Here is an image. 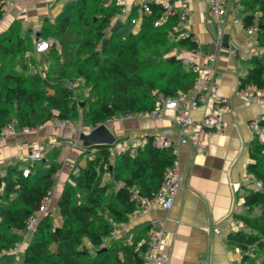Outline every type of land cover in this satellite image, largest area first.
Segmentation results:
<instances>
[{"label":"trees","instance_id":"16d2710c","mask_svg":"<svg viewBox=\"0 0 264 264\" xmlns=\"http://www.w3.org/2000/svg\"><path fill=\"white\" fill-rule=\"evenodd\" d=\"M241 4L243 25L250 27L256 20L257 43L264 49V0H242ZM148 7V13H139L138 6H133L130 17L141 16L138 31H130L125 37L114 31L103 52L101 39L112 19L122 13V5L116 0H74L60 22L45 19L37 40L52 38L47 47L55 53L58 43L75 62L74 66H62L61 74L71 69L89 87V101L82 106L88 126L95 127L117 114L149 112L161 98L193 86L197 72L187 69L181 57L167 53L172 48L197 51L198 41L192 32L179 28L176 8L167 13L168 9L158 2L148 3ZM4 14L5 1L0 0V19ZM162 17L165 19L159 24ZM18 23L15 20L0 33V131L11 120L21 129L37 128L51 119L74 124L80 100L72 88L60 82L53 86L48 78L34 74L26 78L13 70L19 65L13 59L33 49L32 43L21 37ZM9 61L13 62L8 66L5 63ZM153 63H164L170 71L158 68L145 76ZM249 65L240 78V88L264 89V53L253 55ZM21 68L27 69L23 64ZM46 88H53V93H45ZM260 125L264 127V120ZM142 138L132 151L116 154L113 159L110 145L95 146L85 166H77L78 172L71 171L56 203L59 222L51 212L37 222L22 251L23 264H143L141 253L147 247L148 224L138 231H127L98 251L116 226L129 221L141 199L155 196L165 170L177 158L171 146L159 147L153 134ZM250 157L248 172L261 182V188L245 192L246 214H235L243 227L229 233L226 240L239 247L243 261L255 264L257 253L264 250V142L253 143ZM59 168L60 163H53L35 180L30 174L24 176L21 168L0 176V252L12 251L22 240L29 219L49 198ZM120 181L123 185L117 186ZM255 207L258 214H252Z\"/></svg>","mask_w":264,"mask_h":264},{"label":"crops","instance_id":"0c3cea01","mask_svg":"<svg viewBox=\"0 0 264 264\" xmlns=\"http://www.w3.org/2000/svg\"><path fill=\"white\" fill-rule=\"evenodd\" d=\"M116 1L122 5V13L112 19L111 25L120 20L123 22L119 27L121 28L130 20L133 24L132 32L138 31L141 16L135 18L136 22H132L133 18L129 15L131 8L136 5V0ZM166 1L173 2L177 9H185L187 17L183 27L194 34L199 44L197 51L177 50L174 55L205 66L210 62L207 54H217L215 65L219 93L228 98V103L221 113L226 127L221 133L200 135V139L206 144L205 152L197 151L191 136L188 135L187 142L181 144L178 149L179 184L171 207L164 209L155 206L144 214H131L127 223L117 226L118 234L114 236H123L135 227L142 229L144 224L149 225L150 218L156 217L164 224L162 251L169 253L168 264H249L242 260L239 247L228 243L226 236L242 229L243 224L235 218V214H246L243 196L248 189H256L248 178V164L252 162L250 152L253 143L264 142V133H256L249 122L264 114V102L251 94L243 93L240 78L249 69V59L253 55L263 54L264 49L257 43V30L253 26L243 25V7L236 0H231V8L220 22L209 12L206 0ZM68 2H72V5L74 0H5V14L0 19V33L17 20L20 25L22 23L28 34H34V39H37L45 19L57 23ZM238 12L241 13L240 17ZM234 19L238 22H234ZM110 27L106 33L108 37L112 34ZM211 27L215 29L216 38L211 32ZM119 28L116 30L118 34ZM223 34L228 35L227 47L222 44ZM126 35L122 33L120 36ZM185 67L189 69L191 64H185ZM261 91L264 93V89ZM210 109L208 105H201L192 111L195 124L193 133L198 131V123ZM104 123L116 136V141L110 145L112 159L116 154L128 149L132 151L136 136L173 129L175 139L179 128L172 110L164 111V115L159 118L117 114ZM92 128L81 127L75 123L61 125L58 119H51L34 128L30 134L23 133L21 128L15 125L11 133L0 135L2 177L11 170L29 168L31 178L37 179L43 174V169L33 173L32 168L40 160L45 162L41 157L48 151H52L54 156L50 162H45L46 166L60 163L49 198L42 209L29 219L25 233H31L37 222L49 212L54 213L55 222H59L56 203L71 171L78 168L77 166H85L86 160L94 155L95 147L90 149L91 147H85L80 142V134L87 133ZM31 141H36L42 150L41 159L33 162L26 156ZM57 150L60 152L55 154ZM108 178L107 174L105 180ZM258 213L259 209L255 207L252 214ZM113 238L116 237L106 239V244ZM85 243L90 246L88 240Z\"/></svg>","mask_w":264,"mask_h":264},{"label":"built area","instance_id":"2783aa9c","mask_svg":"<svg viewBox=\"0 0 264 264\" xmlns=\"http://www.w3.org/2000/svg\"><path fill=\"white\" fill-rule=\"evenodd\" d=\"M208 4V10L213 14L217 21L220 22L231 8V0H206ZM158 2L165 6L168 10L167 13L174 12L172 11L174 6L173 2L166 0H136V5L138 6L139 13H148L149 7L148 3ZM123 3V1H121ZM179 16L178 26H182L181 30H188L183 27V24L186 21V12L185 9H177ZM166 17V16H164ZM162 17L158 23L164 21ZM132 22H136V19L133 18ZM234 22H238L237 19H234ZM256 30L258 26L256 20L252 25ZM183 35L185 32H182ZM52 41V38H47L44 40H36V50L42 51L47 48V44ZM46 45V48L43 46ZM216 52H210L207 54V58L210 61L205 66H199L195 63H192L187 58L182 57V62L185 64H191V68L197 72L194 84L188 91H181L173 96H168L161 98L159 105L145 113H137L138 115H147L153 118H159L164 115V111L172 110L174 112V119L178 124V136L173 138V129H166L163 132H157L153 134L155 136V143L159 147L171 146L174 149L176 155H178L179 146L183 143H186L188 140V135L191 136L196 150L199 152H205L206 144L200 139L201 134L212 135L214 133H221L225 130L226 123L223 120L221 113L223 107L227 105L228 98L219 93V84L216 78ZM243 93L251 94L253 97H256L259 101L264 102V93L261 90L254 88L253 86H247L242 89ZM208 105L211 107L201 118L198 123V131L194 132L195 124L192 120V111L201 106ZM264 120V114L253 118L249 123L250 126L255 130L256 133L262 135L264 133V127L260 125V121ZM61 125H69L70 122L65 120H59ZM16 125L15 120H11L5 124L1 131L0 135L9 134L14 130ZM34 128L24 127L22 131L25 133H31ZM193 133V134H191ZM143 142L142 136L135 137V144H141ZM42 155L41 148L37 145L36 141H32L28 146L27 159L30 162H33L39 159ZM79 168H75V172H78ZM22 173L24 176L30 174L29 168H23ZM248 178L252 180L256 189L261 188V182L253 178L251 174L248 175ZM179 184V161L178 158L174 161L172 166L167 168L164 173L163 183L159 188L158 192L151 200L141 199L137 209L133 212V215H141L147 212L151 207L160 206L164 209H169L173 203L175 192L177 191ZM123 185V182H118L117 186ZM149 231L147 235V247L141 253L143 259V264H168L169 263V253H164L162 251L163 247V238H164V224L163 222L156 217L149 219ZM118 229L117 226L113 230L111 237H117L116 235ZM131 238V235L129 236ZM20 244L17 243L14 250L18 249ZM253 252V251H251Z\"/></svg>","mask_w":264,"mask_h":264},{"label":"rangeland","instance_id":"374dc122","mask_svg":"<svg viewBox=\"0 0 264 264\" xmlns=\"http://www.w3.org/2000/svg\"><path fill=\"white\" fill-rule=\"evenodd\" d=\"M5 1V0H4ZM237 3H241L242 0H236ZM72 3V2H71ZM70 2L65 4V10L63 14L60 15L58 18V22H60L68 13H69V8L71 5ZM238 16H241V13H237ZM18 29L20 27V35L22 38L26 39L28 44L32 43L33 49L31 51H25L24 53L19 54V56L15 57L13 61H17L19 65H17L13 70L23 74L26 78H29L31 75H38L41 78H48L49 81L51 82V85L53 86H58L57 82L63 83L65 86L72 88L74 90V94L77 100H80V108H79V115L78 117L74 120L75 125L81 126V127H86L88 126L82 116V106L85 102L89 101V87L85 85L84 80L81 77H77L74 72L68 70L64 75L61 74V69L62 66L70 65L74 66L75 62L72 60V57H67L65 55V52L61 48V46L57 43L56 48H57V53L53 52L52 49L47 47L46 49L42 51H37L36 50V40L34 39V34H28L27 30L23 29L22 23H18ZM22 26V27H21ZM132 26L133 24L130 22V20L127 21V23L119 28L118 32L120 35L122 33L128 34L129 31H132ZM45 37H43L44 40ZM46 39V38H45ZM53 42V40L51 41ZM49 42L48 44H50ZM47 44V46H48ZM177 53V50L172 48L167 54L168 55H174ZM65 55V56H64ZM13 61H9L8 63L6 62L5 64L9 66V64H12ZM26 65V70H23L21 68V65ZM160 68V70H166L170 71L169 67L165 65L164 63H157L154 64L151 68H149L147 71H145V76H150L154 74V72ZM74 70V69H72ZM159 70V69H158ZM63 76V77H62ZM61 79V81H58ZM45 93L47 94H52L53 93V88H46ZM43 105L40 104V108H42ZM52 112L57 113L54 109H52ZM22 131V129H21ZM23 132V131H22ZM33 132V131H32ZM31 132V133H32ZM25 133V132H23ZM25 134H30V133H25ZM32 142V141H31ZM45 152V151H44ZM60 152L59 150L55 151ZM53 153L52 151H48L44 153V156L41 158L45 160V162H50V159H53ZM40 158V159H41ZM40 160V162H36V166L32 168L33 173L42 170L41 174L44 172V170L48 167L46 166V163ZM23 165L26 166L24 163ZM40 174V175H41ZM54 211V210H53ZM54 214V213H52ZM1 229V228H0ZM140 227H135V231H138ZM118 234V233H117ZM31 236V233H23L22 234V240L18 242L20 246L16 250L9 251L8 253L5 252H0V264H23L22 263V251L24 248L25 243L29 240ZM120 236H117L118 238ZM113 238L112 240L116 239ZM111 240V241H112ZM108 242V241H107ZM106 242L104 244V247H106ZM95 248H92V251H94ZM256 264H264V250L260 251L256 255Z\"/></svg>","mask_w":264,"mask_h":264},{"label":"water","instance_id":"95a60500","mask_svg":"<svg viewBox=\"0 0 264 264\" xmlns=\"http://www.w3.org/2000/svg\"><path fill=\"white\" fill-rule=\"evenodd\" d=\"M123 22L120 20H116L110 27V32L113 33L116 31ZM211 32L213 36L216 38V32L215 29L211 27ZM109 40L108 36H104L101 39V45H100V51L103 52L105 49V46ZM222 44L224 46H228L227 40L228 35L223 34L222 35ZM116 141V136L113 132H111L105 123H100L97 126L93 127L89 132L87 133H81L80 134V142L85 147H95L99 145H112ZM105 247L99 248L98 251H103Z\"/></svg>","mask_w":264,"mask_h":264},{"label":"bare ground","instance_id":"6f19581e","mask_svg":"<svg viewBox=\"0 0 264 264\" xmlns=\"http://www.w3.org/2000/svg\"><path fill=\"white\" fill-rule=\"evenodd\" d=\"M43 48H46V45H44Z\"/></svg>","mask_w":264,"mask_h":264}]
</instances>
